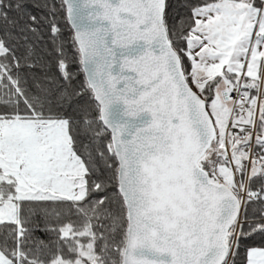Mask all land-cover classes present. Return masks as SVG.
Instances as JSON below:
<instances>
[{
	"label": "snow or ice",
	"instance_id": "snow-or-ice-1",
	"mask_svg": "<svg viewBox=\"0 0 264 264\" xmlns=\"http://www.w3.org/2000/svg\"><path fill=\"white\" fill-rule=\"evenodd\" d=\"M237 258L264 264V0H0V264Z\"/></svg>",
	"mask_w": 264,
	"mask_h": 264
},
{
	"label": "trees",
	"instance_id": "trees-1",
	"mask_svg": "<svg viewBox=\"0 0 264 264\" xmlns=\"http://www.w3.org/2000/svg\"><path fill=\"white\" fill-rule=\"evenodd\" d=\"M38 235H41V234L38 233ZM237 264H240L239 258H237Z\"/></svg>",
	"mask_w": 264,
	"mask_h": 264
}]
</instances>
